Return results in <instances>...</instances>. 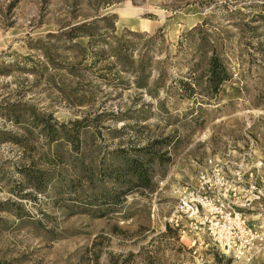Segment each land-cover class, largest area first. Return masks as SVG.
<instances>
[{
  "label": "rangeland",
  "instance_id": "rangeland-1",
  "mask_svg": "<svg viewBox=\"0 0 264 264\" xmlns=\"http://www.w3.org/2000/svg\"><path fill=\"white\" fill-rule=\"evenodd\" d=\"M105 1L0 0V53L38 56L41 52L30 48L32 41L103 6L101 13L117 16L119 34L125 29L154 33L163 28L169 55L163 53L155 61L172 63L165 74L167 85H172L196 74L187 64L191 55L177 54L176 42L213 13L214 24L226 26V58L234 76L216 98L194 102L178 100V88L168 93L161 89L152 97L133 86L111 87L92 74L80 84L98 88L96 100L72 105L43 76L0 74V105L31 103L69 125L87 119L83 153L71 154L66 146L56 156V145L48 138L37 132L22 134L0 113V130L28 142L24 147L12 140V133L5 135L9 139L0 137V264H264V0H176L181 6L176 11L171 10L174 0ZM221 2L227 6H218ZM230 10L242 12L234 16L236 21L227 18ZM236 22L245 25L238 29ZM155 77L157 73L151 82ZM167 95L170 115L159 108ZM142 107L155 114L137 118L133 113ZM123 149L130 154L151 149L163 158L153 165L152 186L135 188L122 203L100 205L83 194L78 198L75 187L59 181L73 175L81 163L93 160L99 168L106 166ZM209 158L223 163L237 185L255 183L261 192L253 209L244 213L262 237L244 252L217 246L205 233L166 222L180 187L193 184ZM36 167L55 171L45 192L35 190L24 176Z\"/></svg>",
  "mask_w": 264,
  "mask_h": 264
},
{
  "label": "trees",
  "instance_id": "trees-1",
  "mask_svg": "<svg viewBox=\"0 0 264 264\" xmlns=\"http://www.w3.org/2000/svg\"><path fill=\"white\" fill-rule=\"evenodd\" d=\"M142 1V0H141ZM116 1L108 0L106 3ZM138 4L139 0H132ZM173 9L179 7L176 0L173 1ZM225 8L227 3H217ZM106 6V5H104ZM103 7V6H102ZM102 7H96L92 15H80L68 19L57 32H50L44 37L32 41L30 48H35L41 53L40 57L30 54L16 58L12 52L0 53V60L4 56H13L6 61H0V74L11 75L14 72L31 73L43 76L50 82L63 100L72 105L93 104L97 98L98 88L94 85L80 84L85 76L98 75L106 80V85L111 87L130 88L136 87L152 97L158 96L161 89L178 88L175 93L177 99H192L194 102H203L204 98L212 100L216 98L224 83L232 80L233 72L231 64L227 62V46L229 35L226 26L216 25L213 21V13L197 25L183 32L178 41L177 54L189 53L191 75L189 80H179L177 83L167 85L165 74L172 63L167 60L155 61V57L169 55V43L165 37L163 28L160 27L154 33L125 29L117 32L115 14L101 13ZM213 8L210 10L213 11ZM229 10V8L225 9ZM239 10H230L226 16L231 21ZM83 18L79 20V18ZM236 21V20H235ZM234 25V23H233ZM245 23H237L238 29ZM84 39L85 42H81ZM264 49H262L263 51ZM36 57V58H35ZM157 73V77H152ZM133 77L125 80L124 75ZM60 76L56 81L55 77ZM68 76V77H67ZM70 78L71 80H68ZM82 85V86H81ZM96 86V85H95ZM170 99L167 95L160 102V110L170 115L166 102ZM149 103L148 105L150 106ZM0 113L14 124L22 134L34 135L41 133L49 141L56 145V156H61L59 150L62 147L69 148L71 152L83 153V140L86 134V120H74L60 123L53 112L38 109L31 103H10L0 105ZM166 110V111H165ZM137 118H148L155 114L152 108L136 109L133 113ZM166 115V116H168ZM12 131L0 130V137L9 139L7 134ZM12 140L20 142L24 147L28 145L24 137L11 134ZM71 151V152H70ZM127 153L126 150L115 152L113 162L106 166L98 167L95 161L78 164L73 175L59 179L77 189L78 198L83 194L86 200L95 201L100 205L122 203V197L135 188L151 187L154 176V163L162 162V155L154 153L151 149L143 152ZM72 154V153H71ZM70 154V155H71ZM83 155V154H82ZM49 160L46 156L45 161ZM77 160V159H76ZM28 183L38 192H45L49 182L54 180L55 171L52 169L37 168L26 171L24 174ZM80 190V191H79ZM87 210V209H85ZM172 230L171 228H169Z\"/></svg>",
  "mask_w": 264,
  "mask_h": 264
},
{
  "label": "built area",
  "instance_id": "built-area-1",
  "mask_svg": "<svg viewBox=\"0 0 264 264\" xmlns=\"http://www.w3.org/2000/svg\"><path fill=\"white\" fill-rule=\"evenodd\" d=\"M236 182L226 175L223 163L209 158L197 171L195 182L180 187L166 222L205 233L217 246L244 252L262 237L244 213L253 209L261 192L255 183L242 187Z\"/></svg>",
  "mask_w": 264,
  "mask_h": 264
}]
</instances>
